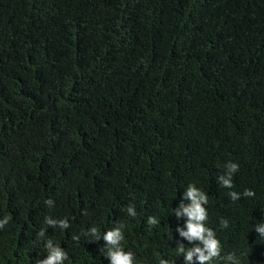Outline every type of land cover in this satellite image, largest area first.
<instances>
[{"label": "trees", "instance_id": "obj_1", "mask_svg": "<svg viewBox=\"0 0 264 264\" xmlns=\"http://www.w3.org/2000/svg\"><path fill=\"white\" fill-rule=\"evenodd\" d=\"M189 184L221 255L264 264V0H0V264H37L47 239L109 264L84 233L121 225L136 264H183Z\"/></svg>", "mask_w": 264, "mask_h": 264}, {"label": "clouds", "instance_id": "obj_2", "mask_svg": "<svg viewBox=\"0 0 264 264\" xmlns=\"http://www.w3.org/2000/svg\"><path fill=\"white\" fill-rule=\"evenodd\" d=\"M227 173L225 176L219 178L222 187L231 189L233 187V174L238 171L239 165L235 162H228L225 165ZM244 197H254L255 192L251 189H246L243 194ZM229 196L233 201L240 199L241 193L236 191L229 192ZM188 201V203H185ZM54 202L49 199L45 204L51 206ZM208 203V196L206 193L194 184H189L183 192V197L179 203L178 208L173 209V214L179 217H186L183 227H177L176 232L179 237L187 241L186 246L184 243L178 242L176 246V255L183 256V264H240L239 258L234 253H229L225 256L221 255L222 248L220 241L216 238V233L206 226L208 213L205 205ZM129 216L135 217L136 210L133 205L126 208ZM9 217L0 219V228H3L8 223ZM45 223L49 226L56 227L59 224L60 229L63 231L70 225L67 219H52L47 218ZM147 223L149 225H157L159 223L155 216H149ZM122 225L100 233L96 226L88 229L86 235L92 242L103 240L104 245V258L109 261V264H136L135 256L131 251H125L121 246V241L124 239L122 233ZM221 227L227 228L228 222L221 221ZM253 232L261 240H264V219L253 226ZM41 237L45 236V231L41 230L39 233ZM73 240L77 237L73 236ZM47 250L46 258L39 260L37 264H64L68 259V254L59 246H53V241L47 239L45 243ZM161 264H169L168 261L162 260Z\"/></svg>", "mask_w": 264, "mask_h": 264}]
</instances>
